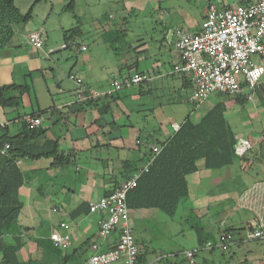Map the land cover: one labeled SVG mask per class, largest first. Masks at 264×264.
I'll return each instance as SVG.
<instances>
[{
    "label": "crops",
    "instance_id": "0c3cea01",
    "mask_svg": "<svg viewBox=\"0 0 264 264\" xmlns=\"http://www.w3.org/2000/svg\"><path fill=\"white\" fill-rule=\"evenodd\" d=\"M221 1L224 2L219 7L225 8L253 0ZM116 2L114 0L113 3ZM135 2L126 0V3L121 4L118 1L115 10L121 12L123 20L112 22L110 20L116 19L115 11L106 15L101 11L99 0H74V13L71 16H66L67 11L63 10L66 0H14L22 13L32 8V18L0 48V85L29 82L31 90L22 96L23 117L13 120L15 113L10 112V120L0 106V126H5L8 133L14 136L19 132L23 121L33 113L41 119L40 127L45 132L31 143L42 145L46 139H57L60 150L74 153L72 161L59 167L52 165V158L20 159L18 165L25 174V182L20 188V196L24 202L22 209H25L27 202L45 198L48 199L46 209L51 215L47 219H39L35 227L29 222L20 223L31 226L30 232L49 224V228L33 235L45 237L58 229L61 221L67 222L71 236L69 250L76 249L75 256L82 262L91 253L90 244L98 240L99 221L104 216L103 212H89V202L118 186L129 175L133 165L144 166L147 162L146 157H143L144 150L155 139L167 138L174 131L172 124L180 125L186 117L193 123H198L208 110L221 105L226 123L234 134L235 145L243 142L249 146L242 153H236L231 164L219 169H208L204 166V160L199 159L196 170L186 175L188 196L182 203L186 207L187 219L191 221L190 228L197 245L174 252L173 256L176 257L165 264H239L235 259L236 254L231 256L239 244L233 243L228 247L230 242L224 248L214 244H218L216 238L222 231L220 224H225L224 228H239L236 239L264 242V238L250 237L251 230L247 229L252 226V230L259 227L264 231V75L257 83L251 99L246 98L244 87L240 94L215 92L201 104H192L188 99L191 94L190 80L187 76L172 72L179 57L173 43L166 42L169 28L181 25L171 23L169 11L162 6V2H156L159 4V15L156 13L155 25L160 29L155 37L127 40L124 47H118L117 53L102 40L104 32L120 33L119 26L128 23L127 19L132 16L136 7ZM156 3H140L139 8L146 12L152 11L155 15ZM82 7L87 11H81ZM94 10L100 11L95 14ZM89 12L95 15L90 16ZM86 15L92 18L90 21L98 32H95L98 35L96 38H101L102 41L100 44L93 39L96 49H93L94 52L90 50L91 44L84 40L85 34L90 33L83 27L82 21L88 19ZM200 23L201 21L196 27L187 30L197 31ZM77 25L83 34L75 37V40L84 43L87 49L74 55L70 48L62 49L60 45L65 41V30ZM34 30H39L43 36L42 49H37L28 42L27 36ZM123 38H127V30ZM106 44L116 57L110 62L105 58L109 55L108 50L103 49ZM167 58L170 65H166ZM57 70L60 71L59 75ZM134 72L146 74L148 79L115 92L113 97L102 95L98 98H86L90 91L102 92L110 87L114 78ZM70 73L82 79V86L69 78ZM63 74L71 82L66 83L62 79ZM34 82L40 84L39 95ZM159 91L168 95V104L173 101L180 107L184 106L181 107L185 110L184 113L177 118V113L171 111L169 105L167 111L160 108L156 110L151 95L158 94ZM106 106H109L107 111L101 113V109ZM148 112H152L154 116H147ZM167 113L170 114L168 122L163 126L162 119L158 122L160 127L156 128L153 121L157 122V119ZM218 204H222L221 212L216 208ZM160 213L162 212L156 209L131 210V218L144 220L151 216L162 219ZM31 214V211L23 210L22 217L29 220ZM21 215L22 213L19 221ZM199 226L204 227L206 243L213 242L210 247L206 243L202 246L198 244L196 230ZM133 231L141 251H150L146 264H158L162 260V251L158 252L159 248L148 250L139 239L141 234H145V227L133 223ZM115 238L116 235H112L111 240L102 245L103 249L113 245ZM26 246H29L28 253L36 248L33 241H29ZM186 250L194 251L193 263L185 257ZM153 252L160 254L150 260ZM244 259L251 264L255 256ZM256 259L257 262L253 264H264L258 257Z\"/></svg>",
    "mask_w": 264,
    "mask_h": 264
},
{
    "label": "trees",
    "instance_id": "16d2710c",
    "mask_svg": "<svg viewBox=\"0 0 264 264\" xmlns=\"http://www.w3.org/2000/svg\"><path fill=\"white\" fill-rule=\"evenodd\" d=\"M74 0H66L64 11L74 13ZM75 16V14H73ZM32 18V8L22 13L16 7L14 0H0V48L4 47L10 38L24 27ZM83 34L79 25L65 30V41L75 39ZM120 37L119 32L109 31L102 34V40L110 45L117 53L116 43ZM125 76V75H124ZM82 86V84H81ZM31 84L10 83L0 85V106L7 116L14 112L13 120L23 117L22 96L29 93ZM84 90V89H83ZM113 97V95H112ZM109 106L101 109L106 112ZM31 117H37L31 113ZM12 120L10 117L8 118ZM45 130L38 127H30L27 121H23L18 133L11 136L7 128L0 126V264H80L77 259L76 249L69 250L54 245L49 236L37 237L29 234L31 226H23L19 221V215L24 206L20 196V188L25 182V174L19 167L20 159L52 158V165L59 167L72 161L73 152L62 151L57 139H46L42 145L31 143ZM153 144L160 146L158 153H154L149 147L144 150L146 160L151 157V163L147 171H143L137 180V185L129 190L126 197L128 209H156L168 216H173L179 204L188 196V184L186 175L196 170V162L204 160V166L208 169H219L232 163L235 157V137L224 117V108L216 105L208 110L198 123H193L188 117L167 138H157ZM8 143L5 153H1L3 146ZM138 167L132 166L129 170V178ZM89 211V210H88ZM62 222V221H61ZM252 230V226L247 228ZM63 230V229H61ZM68 230H63L62 232ZM204 227L196 230L199 245L206 243ZM239 228L233 226L222 229L217 235L230 234L231 244H241L242 239H236ZM250 231V232H251ZM61 232V231H59ZM215 239V241H216ZM259 239V238H256ZM214 240V239H213ZM255 240V239H254ZM29 241L35 243L36 248L26 258L18 255ZM137 245L139 242L136 240ZM137 258V264H146L149 253L141 251ZM235 255L236 253H231ZM241 264H248L247 260Z\"/></svg>",
    "mask_w": 264,
    "mask_h": 264
},
{
    "label": "built area",
    "instance_id": "2783aa9c",
    "mask_svg": "<svg viewBox=\"0 0 264 264\" xmlns=\"http://www.w3.org/2000/svg\"><path fill=\"white\" fill-rule=\"evenodd\" d=\"M166 37V42L173 43L179 57L172 72L189 78L191 94L188 99L192 104H201L215 92L240 94L244 87L246 98H252L257 83L264 75V0H253L225 8L208 3L197 31L176 26L169 29ZM27 39L29 44L37 49L44 47V39L39 30L31 31ZM60 47L70 48L74 55L87 49L84 43L75 39L63 41ZM69 78L81 86L80 77L70 73ZM147 79L148 76L140 72L114 78L108 89L102 92L92 90L86 98L112 96L115 92ZM26 121L30 127H38L41 124L38 117H27ZM171 126L174 131L179 128L178 124ZM248 146L242 142L236 144L234 149L236 153H242ZM8 147L9 144L6 143L1 153H5ZM149 147L154 153L160 150V146L156 144ZM152 158L108 194L89 202V212H103L104 216L99 221L98 240L90 244L91 253L80 264H137L140 250L136 243L126 197L129 190L137 185L139 175L147 171ZM59 225L61 229L69 230L67 222L62 221ZM114 234L115 243L103 249L102 245L111 240ZM249 236L264 238V231L258 227L251 231ZM50 238L57 247L71 246L69 231H53ZM217 242L218 244L214 245L224 248L231 242V235L221 233ZM212 243L208 241L206 245L210 247ZM184 254L188 261L193 263L194 251L186 250Z\"/></svg>",
    "mask_w": 264,
    "mask_h": 264
},
{
    "label": "rangeland",
    "instance_id": "374dc122",
    "mask_svg": "<svg viewBox=\"0 0 264 264\" xmlns=\"http://www.w3.org/2000/svg\"><path fill=\"white\" fill-rule=\"evenodd\" d=\"M115 1L117 2L119 1L121 4L126 3V0H115ZM135 1H136L135 2L136 7H134L132 11V16H130V18L127 19L128 23L122 24L119 26L121 28V31L119 33L120 37L118 38V41L116 43L117 47H124L127 44V40L133 41L140 37H142V39L147 40L148 38H152L158 35V33L156 32L160 29V27L157 26V24L155 25V17L157 15L156 13H158L159 15V4L156 3L158 1L162 2V6H164L169 11L168 17H170L171 23L174 22L172 23L173 25L175 23H179V25H181L182 27L186 29L194 28L199 24V22L203 18L205 4L211 2L217 7H219L224 2L221 0H135ZM113 2L114 0H99V4L102 6L101 11L105 12L106 15H109L111 11H115L116 19L110 20V21L112 22L121 21L122 22L123 19L121 16L122 15L121 12H117L115 10L116 8L115 4L117 2L115 4ZM149 2L156 3L154 5L155 15H154V12L152 11L146 12L144 11L143 8H139L140 3L147 4ZM81 11H87V10L83 8ZM94 11L96 12L95 14H98L100 10H94ZM66 14H67L66 16H71L72 12L67 11ZM89 14L90 16L95 15L90 12ZM86 16L88 17V19L87 20L84 19L82 21L83 27L84 29H86V31H90V33L87 32L85 34L84 40L88 41L91 44L90 50H92L91 52H94L93 49H95V44H94L95 40L93 39H96V42L98 41L97 43H100V44L102 41H101V38H98L99 40L96 38L98 36L97 35L98 32L94 28L95 25L90 21L92 18L89 17V15H86ZM154 27L156 28V30ZM122 30L124 32L125 30H127V38H123L124 32H122ZM95 32H97V34ZM103 49L108 50L109 52V55L105 57L107 60H109V62L112 61V59L114 60L116 58L115 54L113 55L111 53L110 51L111 49L107 44L103 45ZM165 61H167L166 65H170V60L168 58ZM56 73L57 75H59L60 71L57 70ZM62 79H64L66 83L71 82L65 76V74H63ZM34 83H35L36 89L38 88L37 94L39 95L40 90H41L40 84L36 82ZM43 85L44 84L41 82L42 87H44ZM159 92L158 94L154 93V95H151V98L154 100V104L156 105V110H159V108L161 110L162 109L165 110L169 105L172 108L171 111H175V113H177V118L178 116H181L182 113H184L185 110L181 109V107L183 108L184 106L180 107V105L174 104L173 101H170L171 103L168 104L166 102L168 101L167 99L168 95H164L162 94V92H160L161 93L160 94ZM189 106L191 107V105ZM187 108H188V105H187ZM179 109H181V112H179ZM152 112H148L147 116L149 117L154 116ZM169 115L170 114L167 113L162 118L157 119L156 120L157 122L153 121V124L156 126V128L160 127V124L158 122H160L162 119L163 121H161V124L164 126L165 122L166 121L168 122ZM6 117L9 118V116L7 115ZM149 124H151V122ZM131 139L134 140V137H132ZM43 199L39 198L37 200L31 201L30 203L27 202L25 209H22L21 211L22 213L21 219H20L21 223L27 224V222H29L35 227V224L39 221V219L40 220L47 219L49 216H51L49 213L50 211L46 209V202L48 199H45V198ZM216 208H218L217 210L221 212L222 204L216 205ZM23 210L27 212L28 210L31 211L32 214H31V217L28 218L29 220H26L24 217H22ZM160 214L162 216V219H159L158 217L150 216V217H146L144 220H141V219L133 220V223L142 224L145 227V232H144L145 234L144 235L141 234L139 238L140 241L144 242V245L148 250H151L153 248L155 249L159 248L160 250H157V251L158 252L162 251L161 253L163 254L162 260L159 263L165 264L167 261H170L176 257V256H173L174 252H178L179 250L183 248L195 247L197 243L195 242L196 241L195 235L191 231V228H190L189 222L191 221L187 219L186 207H184V204L182 202L173 216H168L164 213H160ZM220 227L221 229H224L225 224H220ZM46 228H49V224H46V226H42L41 228H38V231L35 230V232L34 231L29 232V234L37 235L38 234L37 232H40ZM29 251H30L29 246H25L23 249L20 250L18 255L21 259H24L26 258V255H28ZM234 251L236 253L235 259L236 261L240 263H241V260L244 259L245 257L252 258V256H255V259L251 261V264H253L254 262H257L256 257H258L259 260L264 261V242L262 241H259V240L244 241L243 243L238 245ZM158 252H153L150 255V260L158 256L160 254ZM149 254H150V251H149Z\"/></svg>",
    "mask_w": 264,
    "mask_h": 264
}]
</instances>
